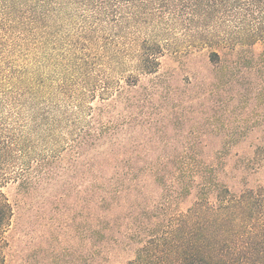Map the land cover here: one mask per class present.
<instances>
[{
    "label": "trees",
    "instance_id": "1",
    "mask_svg": "<svg viewBox=\"0 0 264 264\" xmlns=\"http://www.w3.org/2000/svg\"><path fill=\"white\" fill-rule=\"evenodd\" d=\"M232 19V39H264V0H0V185L76 189L87 223L79 264H264V194L261 211L245 215L252 191L223 196L229 189L207 179L215 172L194 148L133 143L132 94L160 71L164 32L197 20L215 37ZM150 179L183 197L198 186L203 197L147 233L125 225L114 236L102 216L146 192ZM12 216L0 191V264Z\"/></svg>",
    "mask_w": 264,
    "mask_h": 264
},
{
    "label": "rangeland",
    "instance_id": "2",
    "mask_svg": "<svg viewBox=\"0 0 264 264\" xmlns=\"http://www.w3.org/2000/svg\"><path fill=\"white\" fill-rule=\"evenodd\" d=\"M236 24L234 19L218 23L215 37L197 20H185L164 32L160 71L144 76L132 94L140 125L133 143L194 148L211 163L208 171L215 172L207 179L229 189L222 191L223 196L252 191L243 197L240 211L256 215L264 194V39L256 43L250 36L232 39L227 33L236 32ZM217 50L220 61L210 56ZM147 185L146 192L120 200L123 207L102 216L101 225L111 223L118 237L125 225L147 233L150 226L167 222L203 197L198 186L183 197L152 179ZM42 187L27 188L13 180L0 185L13 208L4 239L5 264H79L87 224L79 195L66 186L47 191ZM167 197L172 203L167 204ZM220 197L218 191L211 194L214 206H219ZM211 217L215 220L217 214ZM209 225L212 231L220 226L217 221ZM125 253L134 255V246Z\"/></svg>",
    "mask_w": 264,
    "mask_h": 264
}]
</instances>
